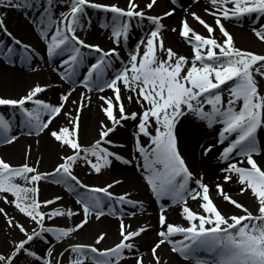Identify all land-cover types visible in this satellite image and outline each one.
I'll list each match as a JSON object with an SVG mask.
<instances>
[{
  "label": "snow or ice",
  "instance_id": "snow-or-ice-1",
  "mask_svg": "<svg viewBox=\"0 0 264 264\" xmlns=\"http://www.w3.org/2000/svg\"><path fill=\"white\" fill-rule=\"evenodd\" d=\"M35 0H23V5L17 3V0H0V6L4 7H32ZM70 4L68 12L61 14V19L57 21L51 12L52 0H48V8L45 14L41 16L40 32L48 40L47 51L49 56L66 54L63 63L67 66L64 78L70 79L75 74L85 58L83 47L95 49L99 53V58L95 63H91L87 68V75L83 83L85 87L91 89L96 80L101 79L104 70L111 62V53H116L115 48L105 51L98 44H87L84 39L76 34L77 28H82L81 17L86 12V7L91 6L95 9L111 11V30L112 37L116 43H120L121 38L127 40L130 20L132 17L143 18L146 13L133 0H128V7L123 8L116 3L106 4L98 3L96 0H67ZM156 0H150L148 8H152ZM231 2L232 7H228ZM211 3L218 8L213 13L216 16V24L225 39L218 41L214 36H205L195 32L189 27L187 20L183 22L181 36L184 37L193 48L194 55L191 57V64H188L189 57L177 54L172 48L164 49L163 39L160 37V30L163 27L160 16H149L148 19L154 22L155 29L145 40H140L134 51L130 53V60L121 70L115 74L111 80H105L103 86L111 88L115 93V101L119 104V117L113 112V99L102 97L106 100L107 106L103 111L108 118L113 121L111 127L102 128L100 131V140H97L91 147L83 148L85 159L87 154L91 153L102 160L91 162V167L97 173L101 171L102 166L111 163L110 156H116L117 159L129 161L116 153L110 152L100 146V141L111 132L116 125L121 124L126 118L136 119L139 116V133L150 136L152 143L151 149H146L141 145L139 135L137 136L136 147L143 156V164L140 165L146 172V181L150 185L151 191L158 199L169 197L173 204H183L181 212L188 221L187 226L169 223L166 221L164 210L161 209L160 224L166 225V230L159 232L161 239L155 243L152 248V254L156 259V264H160V256L157 249L166 241L173 245L172 250L179 252L186 259H194L195 264H264V169L254 159L253 154H258L261 149L257 146L256 132L259 127L264 125V95L259 91V85L254 72L264 76V54L241 49L234 46L231 33L225 28L220 17H239L244 14H264V0H211ZM223 5V7H221ZM210 11V9H205ZM171 11H175L172 9ZM192 16L203 24L209 33L213 32V26L207 24L195 12ZM170 15V12L164 13ZM3 19L0 18V26L3 25ZM55 26V31L49 36L50 30ZM256 36L264 40V26L254 28ZM192 34L191 36L189 34ZM11 35V33H9ZM160 37L159 41L157 38ZM21 43L20 41H16ZM143 45V51H141ZM206 50L202 51V49ZM30 46L25 45V48ZM219 48V52L214 49ZM158 50L166 52V58L157 55ZM15 49L7 48V54L11 56ZM2 54V53H0ZM25 58L30 56L25 53ZM261 62V63H257ZM187 70L185 71V66ZM255 66V67H254ZM232 81L228 88L227 101L223 98L221 85ZM123 84L130 91L136 92L137 102L141 104L143 111L141 113L126 112L122 103L120 84ZM47 85H35L29 90L28 94L19 99H10L0 97V105H19L26 114L27 123L40 131L47 128L52 119L61 112L63 104L52 105L40 99H34L36 93L42 91ZM103 90V88H99ZM63 101L68 100V95H62ZM131 99V97H129ZM25 101H34L36 108L28 109L25 107ZM242 101V104L240 102ZM145 102L147 106H145ZM204 104H210L211 110L206 111ZM225 104L227 105L225 107ZM238 104L240 105L239 107ZM80 109H76L79 113ZM192 112L202 120H206L211 126L214 123H222L223 130L220 132L221 142L227 136L235 133V138L223 148L221 156L228 158L229 154L237 149L242 157H245L250 167L239 166L238 163H231L227 168L222 169L226 173H236L239 182L243 185L241 192L245 189H251L255 196L258 208L257 212H252L244 204L239 203L229 194L224 192L222 185L217 184L216 188L223 195L224 199L242 209V213H233L226 216L214 203L209 194V185L203 183L202 177L196 179L198 189L189 187L190 180L194 173L190 171L184 157L177 148V138L175 135V126L179 117L185 112ZM43 113L48 114L47 121L42 120ZM71 115V114H69ZM154 118V134L149 132L148 126L152 124ZM103 123V122H101ZM77 118L73 117L70 126L61 127L58 131L53 129L51 135L58 141H62L75 149L71 155H64L63 162L57 164L53 169L56 173V183L65 185L75 182L88 189V193L79 197V202L83 205L84 219L74 227H50L45 225V219H52L57 215H64L65 210L54 208L46 214L41 210V205H48L59 200L57 196L54 200L41 201L36 195L29 196L27 193L38 194V187L21 185L14 183L13 179L17 176H24L27 181H39L42 174L36 171L28 164L13 166L0 159V191L13 193L16 197L13 201L20 212L26 214L29 218L39 225V231H33L26 234V240L21 239L15 243V247L9 255L0 254L2 264H12L16 255L22 250L32 257H37V253L26 248L27 241L34 237L43 235L44 232H53L57 240L63 239L73 231L78 230L87 223L90 214L95 213L97 218L104 213V197L96 193H103L108 198H115L119 203L135 204V201L127 199V194L118 197L108 189L111 185L105 187L83 185V182L71 171L77 158L80 155L82 146L77 139L72 138L77 133ZM11 131L10 122L0 115V132L9 133ZM17 137H5V142L11 143ZM111 143V141H108ZM211 150V146L205 149V152ZM104 155H101V154ZM33 173L32 175H27ZM224 180H230V175H225ZM118 183V181H114ZM202 190V191H201ZM201 198L199 206L203 213L193 210L187 204V198ZM27 201V202H25ZM0 212H5L0 208ZM206 213V214H204ZM69 216L73 215L71 209L67 210ZM5 215H7L5 213ZM8 223H13L9 218ZM22 232L26 229L22 224H17ZM145 228L126 231L123 222L121 223V239L111 248H97L93 244L70 245L76 258L71 264H85V261L91 260L93 264H119L125 256V249L135 248V244L127 242L130 238L138 236L144 232ZM181 234V240H170L172 234ZM101 233L96 237L99 243L105 236ZM204 251L209 256H200ZM52 250H49L44 264H59V260L51 258ZM137 264H144L143 257L137 260Z\"/></svg>",
  "mask_w": 264,
  "mask_h": 264
},
{
  "label": "bare ground",
  "instance_id": "bare-ground-1",
  "mask_svg": "<svg viewBox=\"0 0 264 264\" xmlns=\"http://www.w3.org/2000/svg\"><path fill=\"white\" fill-rule=\"evenodd\" d=\"M106 4L116 3L118 6L127 8L128 0H105ZM17 2L23 3V0H17ZM100 2V0H96ZM138 6V9H143L146 15L143 18L132 17L125 19L130 20V29L128 39L125 41L121 38L120 43H116L112 37L111 24V11H105L103 9H95L91 6L86 7V12L81 17L82 28H77L76 34L84 39L87 44H98L102 49L107 51L108 49L116 48V53H111V62L104 70L103 76L107 73H115L119 69L127 64L130 60V53L135 50L136 45L141 39H138L137 43L133 40L139 37V33L150 28L155 29V24L148 19L149 16H160L163 27L160 30V37L163 39L164 49L172 48L177 54L189 57L193 54V46L187 42V40L181 36V29L183 22L187 20L189 27L195 32H199L205 36L212 35L218 41L220 33L216 27V16L213 15L218 8L211 3V0H156L152 8H148L147 4L150 0H133ZM104 3V2H102ZM34 4L39 6V10H29L20 7H4L0 6V18L3 19V25L0 26V97L19 99L22 96L28 94L29 90L35 85H47L41 92L36 93L34 99H40L46 103L52 105L63 104V108L59 114H57L48 125L42 131L29 126L26 124L27 121L20 115L16 109L7 108H18V106H7L0 105V115H3L11 124V131L9 133L0 132V141L5 140V137L15 136L16 140L3 145L0 149V159L8 162L13 166H19L28 164L32 168L36 169L37 172L42 174L39 181H27L24 176H17L12 178L14 183L21 185H27L29 187L37 186L38 194L31 192L27 195H36L41 201L54 200L55 197L59 196L61 199L54 200L53 203L48 205H41V210L45 211L46 214L50 213L51 209L60 208L65 210L64 215H57L52 219H45L44 223L50 227H74L84 219L83 208L79 203L69 197L64 191L59 190L60 183H56V180L51 181L56 173L53 169L57 164L63 162L64 155H71L74 152L69 145L62 141H58L51 135L53 129L59 130L61 127L70 126L73 117L77 118V133L74 137L77 139L81 146H84L87 139L92 140L89 144H94L97 140H100V131L102 128L111 127L113 121L108 118L107 114L103 111L106 106L103 104L102 97H110L111 88L104 87L103 92L97 93H83L77 89H72L64 78L65 71H68L67 66L63 63H58L55 59L61 55H53L52 65H48L47 58L51 57L47 51L48 40H46L40 32L41 16L45 14V9L48 8V2L46 0H35ZM35 6V7H36ZM69 7L70 4L67 0H54L52 2L51 12L57 21L61 19L59 14L60 9ZM223 7V5H221ZM68 8V10H69ZM174 9L175 11H171ZM205 9H210L206 11ZM65 11V12H68ZM170 12V15H164V13ZM195 12L203 20L213 26V32L209 33L207 28L199 21L193 20L191 13ZM64 13V11H63ZM244 16V15H242ZM240 18V16L238 17ZM221 22L225 28L231 33L233 40L238 43H244L252 52L257 54H264V40H260L253 29L241 28L237 23L236 17L224 18L220 17ZM214 20V24L212 22ZM242 23L243 19H240ZM198 22V23H197ZM244 23V22H243ZM55 31V26L50 30L49 36ZM11 33V35H9ZM221 34V33H220ZM150 35V32L145 34V38ZM192 35L191 33L189 34ZM160 37L157 38L159 41ZM20 41L21 43H17ZM25 45L30 46L25 48ZM117 46H120L118 48ZM13 48L15 51L11 56L7 54V48ZM143 45H141V51H143ZM202 49V51L206 50ZM83 52L86 55L99 54L95 49H89L83 47ZM215 50V49H214ZM216 51V50H215ZM217 52V51H216ZM15 53L23 56L24 60L21 63L16 62ZM25 53L30 56V59L25 58ZM17 54V55H18ZM16 55V56H17ZM63 55V54H62ZM157 55L161 58H166V52L158 50ZM99 57V56H98ZM95 60V59H94ZM46 65V68H40L38 70H30V67L35 65ZM95 63V61L93 62ZM258 64L261 62H257ZM87 75V68L78 67L75 70V74L71 78L76 76ZM102 76V77H103ZM71 80V79H70ZM108 80V79H105ZM232 81H228L225 85H221L223 91V98L225 101L228 99V88L231 87ZM122 103L126 112H137L143 111L141 104L137 102L136 92L130 91L122 83L120 84ZM62 95H68V100L63 101ZM15 96H18L14 98ZM131 97V99H129ZM119 104L120 102L113 99V112L114 115L119 117ZM210 104H204V108ZM25 107L28 109L36 108L37 105L34 101H25ZM145 106H147L145 102ZM227 105L225 104V107ZM80 109L79 113L76 109ZM71 114V115H69ZM42 120L47 121L48 114L43 113L41 116ZM152 124H149L148 130H154L153 124L155 123L154 118ZM103 122V123H101ZM139 116L136 119L126 118L121 124L116 127L105 137L104 140L100 141L103 145L107 144L108 148L114 150L112 153H116L119 156L129 161L125 163L124 160L117 159L116 156H110V164L104 165L101 171L97 173L95 169L91 167V162H99L103 164V161H98L96 156H90L87 154V159L83 153V149L80 150V155L73 165L71 171L73 174L83 182V185L105 187L111 185L108 189L112 193H116L119 196L127 194V199L132 200L133 198L141 201L139 208L141 211L136 212V209L130 205L123 206L122 210H119L114 219L107 217V215L97 216L89 215L88 221L84 226L78 230L73 231L70 235L60 239L56 242L55 246L52 247L53 260H59L60 256L66 253L67 257L60 260L59 263L71 264L76 258V254L72 248H66L70 245L76 244H93V239L90 237L93 232H96L95 237L101 233H105L104 238L99 242L101 249L111 248L122 238L120 235L121 223L123 222L126 231L137 230L138 228L144 227L145 231L140 233L138 236L130 238V243L135 244V248L129 250L125 249V256L119 262V264H137V260L142 256L144 264H156V259L152 254V248L161 237L159 232L164 229L166 225L160 224L161 209L164 210L166 221L169 223H176L187 226L188 221L185 219L181 208L183 204H172L174 209L172 212L178 215H172L166 212L164 206L166 202H172L169 197H163L162 200H157L155 194L151 191L150 185L146 181V172L140 167L143 164V156L139 153L136 142L137 136L141 145L146 149L152 148L150 136L143 133H139L138 129ZM217 123L209 126L206 120L200 119L192 112L186 111L185 114L178 118L175 126V135L177 138V148L180 154L184 157L187 166L190 171L194 173V176L190 180L189 187L198 189L199 186L196 184V179L202 177L203 183L209 185V194L214 203L217 205L219 210L227 216V214L241 213L242 209L237 208L229 201L225 200L223 195L219 193L216 188L217 184L222 185L224 192L232 196L239 203L246 205L252 212L257 208L254 198L246 197L245 194L249 192V189H245L244 192L240 191L243 185L239 182L238 175L236 173H226L222 171L228 167L229 164L238 162L239 166L250 167L247 164L245 157H242L237 149H234L229 154L228 158H223L221 153L223 148L227 145H219L217 141L213 139L201 138L197 133L200 131L212 129ZM24 132L27 135L21 134ZM91 136V137H90ZM257 146L261 149L258 153V157L254 158L258 164L264 169V125L259 127L256 132ZM108 141H111L109 143ZM231 141L228 140L229 144ZM1 146V145H0ZM211 146V150L205 152V149ZM101 155H104L103 153ZM239 155V157H238ZM238 157V158H237ZM81 161V162H80ZM28 173L27 175H32ZM225 175H230V180H224ZM118 181V183H114ZM59 185V186H58ZM69 189L75 191L79 188V185L75 182H70L66 185ZM121 188V189H120ZM118 189V191H116ZM202 191V190H201ZM88 193V192H87ZM3 196L8 198V201L16 199L13 193L2 191ZM98 195V193H96ZM86 195V193H85ZM81 196V195H80ZM27 202V201H25ZM173 203V202H172ZM201 198L197 197L192 199L191 196L187 198V204L193 210L203 213V209L199 206ZM0 208H3L5 212H0V250H4L7 244L10 242L9 235L14 232V224L11 226L8 223L9 218L15 224L27 222V226L30 225V219L28 216L16 207L14 203L0 202ZM71 209L73 215L69 216L67 210ZM5 213L7 215H5ZM206 214V213H204ZM182 219L179 222L178 219ZM21 221V222H20ZM49 235V239H54L56 234L53 232H45ZM14 239L18 242V232L13 233ZM170 240H181V234H172ZM166 241L157 249V254L160 256V264H195L194 259H186L178 252L172 250L173 245ZM5 244V245H4ZM96 245V244H95ZM171 245V246H170ZM26 248L31 251H38L36 257H32L25 253L23 250L14 257L12 264H43L44 259L48 257V249H45V243L38 242V240L27 241ZM66 248V249H65ZM50 249V248H49ZM47 254V256H46ZM41 256V258H40ZM49 258V257H48ZM85 264H93L91 260L85 261Z\"/></svg>",
  "mask_w": 264,
  "mask_h": 264
},
{
  "label": "rangeland",
  "instance_id": "rangeland-1",
  "mask_svg": "<svg viewBox=\"0 0 264 264\" xmlns=\"http://www.w3.org/2000/svg\"><path fill=\"white\" fill-rule=\"evenodd\" d=\"M46 1H48V0H46ZM54 0H52V2H53ZM102 2H104V3H107V1H105V0H100V2H98V3H102ZM18 3V2H17ZM21 5H23V3H20ZM25 8L26 10H28L27 8H36V9H38V7H35V5H33L32 7H25V6H20V8ZM228 7H232V4H231V2L228 4ZM69 7H64V8H62V9H60V11H59V13L60 12H63V11H66L67 9H68ZM97 10H99V9H97ZM236 19H237V23L236 24H241L240 25V27L241 28H245V29H248V30H250V29H253V28H256V26H251V23H253V24H256L257 22L258 23H262L263 22V20L264 19H261V18H259L258 20H257V18H254L253 16H251L250 14L249 15H244V16H240V18H238V17H236ZM240 19H243V21H242V23H240L241 22V20ZM193 20H195V21H198V20H196L194 17H193ZM240 21V22H239ZM212 22H213V24L215 23L214 22V20H212ZM244 22V23H243ZM198 23V22H197ZM216 27H217V29L219 30V26L216 24ZM154 28H150L149 30H144V32L145 33H143V31L141 32V33H139L140 35H139V37L138 38H136V39H134L133 40V42L134 43H137V41H138V39H141V40H145V43H146V38H145V34L146 33H148V32H150V31H152ZM130 32H131V29L129 30ZM220 32V31H219ZM221 33V32H220ZM217 33L218 35H219V40H220V42H222L223 41V39H225V37L223 36V34L221 33ZM218 39V38H217ZM233 43H234V46L235 47H238V48H241V49H245V50H249V51H252V49L251 48H249L247 45H245L244 43H238V42H236L235 40H233ZM118 48H120V46H117ZM116 49V48H115ZM215 50L217 51V52H219V48H215ZM63 56H66V54L65 55H63ZM192 56H193V54H192ZM191 56V57H192ZM14 57H15V55H14ZM58 61H59V59H58ZM191 64V61L189 62V65ZM46 67H48V66H46V65H41L40 63H38V65H35V66H33V67H30L29 69L30 70H38V69H40V68H46ZM255 67V66H254ZM187 70V65L185 66V71ZM120 71V69L117 71V72H115V73H113V74H109V73H107V74H105V76H103V77H101V79H99V81H96L94 84H93V87H94V91L93 90H90L88 87H83L82 85H81V79H82V77L81 78H79L75 83H71L70 84V87L72 88V89H77V90H79L80 92H83V93H89V94H92V93H94V92H102V91H104V90H99V88H103V89H105L104 88V86H103V84H104V81H105V79H108V80H111L114 76H115V74L116 73H118ZM254 75H255V78H256V80H257V82H258V85H259V91L261 92V94L262 95H264V76H261V75H259L258 73H255L254 72ZM97 84H99V85H97ZM98 87V89L96 90V88ZM113 91H110V95L109 96H113ZM16 97H18V96H15L14 98H16ZM102 102H103V100H102ZM103 104H104V102H103ZM238 106H239V104H238ZM237 106V107H238ZM15 107V106H14ZM5 109L8 111L9 109H16V111L18 110L17 108H7V107H5ZM210 109V107L209 106H207V108H205V110L206 111H210L209 110ZM222 123H217V125H215V127H213L212 129H208V130H203V131H200V133H197L201 138H204V139H213V137H214V135H213V132H214V130H215V128L217 127V128H220V125H221ZM152 132H155V129L154 130H151ZM113 131H111V132H109L108 133V137H109V135H111L110 133H112ZM23 134H25V135H27V133L26 132H24L23 131V133L21 134V136H23ZM233 134H235V133H233ZM24 137V136H23ZM91 137V136H90ZM92 139L91 138H89V139H87V141L85 142L86 144L84 145V146H82V148L81 149H83V148H88V147H91L92 145H93V143L92 144H89V142L91 141ZM1 143L2 142H5V140H1L0 141ZM100 146H102V147H107L108 145L107 144H101L100 143ZM110 148H114V147H111V146H109ZM74 151H76L75 149H74ZM254 155V158H256V157H258V155L259 154H253ZM90 156H92V157H94L91 153H90ZM238 157H239V155H238ZM81 162V161H80ZM235 163H238V162H235ZM57 179V176L56 175H54L53 176V178L51 179V181H53V180H56ZM59 186V185H58ZM59 190H61V191H65V192H67L66 191V188H64L63 186H59V188H58ZM121 189V188H120ZM87 190H85V188H83V189H81V192L82 193H85ZM116 191H118V189H116ZM245 196L246 197H253L254 198V200H255V203L257 204V201H256V198H255V196L252 194V192H251V189L249 188V192H247L246 194H245ZM132 201H135L136 203L135 204H125V206H127V205H130L129 206V208H131V207H133V208H135L136 209V212H139L140 211V213L141 212H143V211H141L139 208L141 207L140 205H142L141 204V201L139 200V199H136V198H133L132 199ZM0 202H6L5 201V199H4V196H3V194H2V191H0ZM108 202H109V199H108V197H105L104 196V213L105 214H107V216H109L110 217V214H109V209H108ZM111 202L114 204V202H115V200H114V198H113V200H111ZM168 204H170V202H167L166 203V207L168 208V210H166V211H171L170 212V214L172 213V210L170 209V207L168 206ZM257 206H258V204H257ZM128 207V206H127ZM258 208V207H257ZM257 208H255L254 209V213L255 212H257ZM249 209V208H248ZM250 210V209H249ZM243 211V210H242ZM242 213V212H241ZM93 215H96L95 213L93 214ZM172 215H176V214H174V213H172ZM228 215H231V214H227V216ZM176 216H178V215H176ZM176 216H174V218L175 219H178V218H176ZM29 218V217H28ZM30 219V218H29ZM179 220V222H182V219H178ZM30 225L29 226H27V222H22V223H18V224H22L23 226H24V228L26 229V232H22L21 230H20V228L18 227V226H16L17 224H15L14 222H13V224H14V232L16 233V232H18V235H19V238H25V240H26V234H31L33 231H39L40 229H39V225L35 222V221H33L32 219H30ZM21 222V221H20ZM13 224H11V226L13 225ZM179 224H181V223H179ZM14 232H12V234L11 235H9V237H8V239L10 238V242L7 244L6 242H7V239H6V242H5V244H6V247L4 248V250H0V254H4V255H9L10 253H11V250L15 247V243H16V239H14V235H13V233ZM95 235H96V232H93L92 234H91V238L93 239V241H92V243H94V245L97 247V248H100L101 247V245L99 244V243H97V241H96V237H95ZM49 235H47V233H43V235H41V236H37V237H34L32 240H38V242H42V243H45V248H46V250L48 249V251L50 250L49 249V246L50 247H54L55 246V244H56V242H58L59 240H57V238L55 237L54 239H49V237H48ZM168 244H170L169 242H167ZM4 244V245H5ZM171 246V245H170ZM70 249H71V247H70ZM37 253H38V251H36ZM179 253V252H178ZM180 254V253H179ZM38 256V255H37ZM46 256H47V254H46ZM65 256L67 257V255H66V253L64 254V255H62V257L60 256L59 258H57V259H59V261L60 260H63L64 258H65ZM39 257V256H38ZM38 257H36V258H38ZM41 258V257H40ZM0 264H2V262H0ZM59 264H62V263H59Z\"/></svg>",
  "mask_w": 264,
  "mask_h": 264
}]
</instances>
